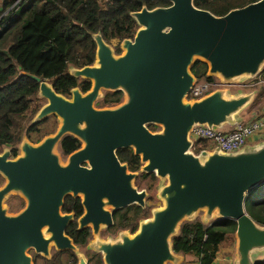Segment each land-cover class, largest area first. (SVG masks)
<instances>
[{"label": "water", "instance_id": "obj_1", "mask_svg": "<svg viewBox=\"0 0 264 264\" xmlns=\"http://www.w3.org/2000/svg\"><path fill=\"white\" fill-rule=\"evenodd\" d=\"M167 1L166 6H141L129 13L137 27L131 38L119 41L121 54L112 53L99 33L91 35L92 63L68 68L69 75L89 80L84 92L72 87L66 97L45 78L21 71L37 82L36 94L45 99L32 121L54 115L58 124L35 144L22 139L17 156L0 153V264H31L30 248L44 257L51 244L56 250L74 249L63 234L71 215L60 213L68 193L81 197L79 227L90 225L94 233L111 224L110 209L143 207L145 194L132 183L134 171L115 154L125 147L138 156L140 171L166 180L159 189L162 205L140 220L134 232L99 243L95 250L103 264H175L180 256L170 239L180 220L199 209L206 217L235 222L234 264H253L254 256L264 253V226L243 208L246 192L264 181V140L233 152L215 148L193 153L188 139L193 125L233 124V114L250 94L229 96L215 89L185 99L195 81L189 69L195 60L206 64L207 75L222 81L258 72L264 62V0L222 15L197 8L192 0ZM101 91H120L125 98L96 107ZM148 124L160 129L150 131ZM65 134L82 146L67 154L63 164L56 146ZM10 192L24 199L14 214L3 207Z\"/></svg>", "mask_w": 264, "mask_h": 264}, {"label": "trees", "instance_id": "obj_2", "mask_svg": "<svg viewBox=\"0 0 264 264\" xmlns=\"http://www.w3.org/2000/svg\"><path fill=\"white\" fill-rule=\"evenodd\" d=\"M99 1L0 0V148L7 146L11 156L16 154V145L21 137L33 142L37 140L31 138V133H35L38 122L28 120L22 127L20 124L25 119L32 97L36 96L37 82L21 74V71L45 78L55 92L64 96L69 94L72 87L84 92L89 88V80L69 75L68 68L92 63L95 43L91 35L99 33L107 43L117 41V53L118 42L131 38L137 27L130 12L139 10L141 6L151 9L169 4L167 0ZM252 1L255 0H192V3L197 8L222 15L230 8ZM189 69L196 81L212 79L206 74L203 61L195 60ZM121 96L120 91H103L95 105L116 104ZM35 112L32 110V113ZM204 145L203 141H197L193 151L196 153ZM76 147L77 140L70 135L63 136L58 143L62 154ZM115 153L129 171L138 170L139 158L131 148H119ZM145 176L154 179L151 173H138V177ZM70 201L69 197L65 198L62 209L79 214L78 199ZM243 208L253 221L264 226V181L246 192ZM147 215V209L136 204L115 210L111 230L126 229L132 232L137 222ZM234 230L235 222L229 218H214L205 223L200 220L184 221L170 239L171 249L183 256L191 254L198 264H211L226 235H232ZM66 232L75 243H83L87 237L86 230L76 232L72 224ZM66 253L72 256L70 251ZM37 257L38 264H67L60 261L58 255H52L49 260ZM90 259H93L92 264H101L99 253L91 254ZM253 264H264V257L254 258Z\"/></svg>", "mask_w": 264, "mask_h": 264}, {"label": "rangeland", "instance_id": "obj_3", "mask_svg": "<svg viewBox=\"0 0 264 264\" xmlns=\"http://www.w3.org/2000/svg\"><path fill=\"white\" fill-rule=\"evenodd\" d=\"M100 2H101V0L99 1V3ZM116 43H117V41L112 40L109 43H107V45L112 50V53H114L115 55L121 54L123 52V49L120 47V42H118V51L119 52H117V53L115 52L117 50L115 47ZM195 82H199V81H196V79H195ZM230 83H231V85L229 87L225 88V95L233 96L236 94H250L248 102L245 105H243L237 112H235L233 114L235 120L236 121H245V120H248L251 118H257L258 116L264 117V62L260 65L259 70L256 74H254L252 76H246V75L240 76V77L230 81ZM102 93H103V91L100 92V96L102 95ZM124 98H125V96L122 93L120 102H122L124 100ZM44 103H45V99L40 97L38 94H36V96L34 98L32 97L30 106H29V108L25 114V119L23 121H21V123H20L21 127H22V125H24V123H26V121L33 120L36 112ZM32 110H37V111L33 114ZM54 121H56V122H54ZM57 124H58L57 117H55L54 120H48L46 122L45 121L44 122H42V121L38 122L37 129L41 133L40 134L31 133V138H33V139L36 138L37 140H39L43 136L42 135L43 132L48 131V132H46L45 135L52 133L55 130ZM148 129L150 131H157L160 129V127L158 125H155V124H148ZM24 138L27 142L35 144V143H33V141L28 140L24 136L21 137L20 142ZM20 142H18V144L16 145V147H17L16 156L20 154V149H19ZM202 148H204V146ZM3 150L9 151V148L7 146L1 147L0 153ZM56 153L58 154L59 162L64 164L66 162V156L61 155L58 148H56ZM9 157L12 158L10 155H9ZM141 166H142V163L140 162V166H139L138 170L134 171L135 176L132 180V183L136 189L144 191V194H145L144 195V204H145L146 209L148 211L147 217H150L151 212L154 209H156L157 207H160L162 205V199L159 196V189L161 186H163L165 184L166 180L160 179L159 177H157L153 173H151L154 176L153 180L148 179V176L138 177V173L142 172V171H140ZM147 174H149V173H147ZM0 181L2 183L4 182V179L1 176H0ZM12 195L17 196L20 199V203H19V201H16L12 198L10 199L9 196H12ZM22 202L24 205V199L17 192H10L3 200V207L8 214H14L22 208V207L18 208V205L21 206ZM214 218H215L214 215H211L210 217H206L204 209H199L194 214H192L191 216L183 217L177 225L176 232L178 230L180 223H182L184 221L200 220V221L205 223V222L210 221ZM121 233H129V232L122 230L119 233L112 235L111 237H106L108 235H106L103 232V228H100V230L98 232L92 233L91 238L87 244L88 250H95V247L99 243L114 242V241L119 240ZM233 245H234V236H233V234L232 235L228 234V235H226L225 239L222 241L219 251L222 253L227 252V255H228V251H231V253H232ZM83 249H84V247L74 248V252L76 253L77 258L84 257L83 256L84 255ZM31 251H32V249L28 250L29 255H31ZM176 255L180 256V261L176 262L175 264H183L184 260H187V262L190 264H192L195 261V258L193 256H191V254H187L185 256L182 255V257L180 254L175 253V256ZM227 255L225 254L224 256H227ZM48 256H49V252H48V255L46 257H48ZM257 256H259V258H262L263 254H260ZM102 264H103V262H102ZM169 264H170V262H169Z\"/></svg>", "mask_w": 264, "mask_h": 264}, {"label": "built area", "instance_id": "obj_4", "mask_svg": "<svg viewBox=\"0 0 264 264\" xmlns=\"http://www.w3.org/2000/svg\"><path fill=\"white\" fill-rule=\"evenodd\" d=\"M211 77L212 79L208 81H194L186 93L185 99L196 100L215 89L225 90L231 85L230 81H222L218 76L212 75ZM263 130L264 117L260 116L245 121H235L233 124H224L220 127L196 124L188 131V139L192 142L189 150L195 153L194 145L201 140L205 145L200 150L210 151L216 148L222 152H233L241 149L250 137L263 132Z\"/></svg>", "mask_w": 264, "mask_h": 264}, {"label": "flooded vegetation", "instance_id": "obj_5", "mask_svg": "<svg viewBox=\"0 0 264 264\" xmlns=\"http://www.w3.org/2000/svg\"><path fill=\"white\" fill-rule=\"evenodd\" d=\"M116 52V51H115ZM66 97H69V94L68 95H66ZM94 106H96L95 105V103H94ZM107 106H110V105H107ZM97 107V106H96ZM34 114V113H33ZM53 117V118H52ZM55 117L56 116H54V115H48L47 117H45V118H43V119H41V120H39V121H36V122H40V121H42V122H46V121H48V120H54L55 119ZM52 118V119H51ZM31 123H33V121L31 120L30 121ZM54 122H56V121H54ZM147 128H148V125H147ZM35 133H38V134H40L41 132L40 131H38V129H36V131H34ZM43 136H45V132H43V134H42ZM65 135H70V136H72V137H74L73 135H71V134H65ZM65 135H63V136H65ZM42 136V137H43ZM62 136V137H63ZM41 137V138H42ZM61 137V138H62ZM40 138V139H41ZM60 138V139H61ZM76 140H77V147L74 149V150H76V149H78L80 146H82V142L80 141V140H78L76 137H74ZM39 139V140H40ZM59 139V140H60ZM39 140H36V141H34L33 143H36V142H38ZM20 142V141H19ZM58 143H59V141H58ZM18 144V143H17ZM56 148H58V144H57V146H56ZM125 148H127V147H125ZM59 150V149H58ZM74 150H72V151H74ZM72 151H70V152H72ZM60 152V151H59ZM69 152V153H70ZM116 152V151H115ZM69 153H67V154H69ZM16 154H17V152H16ZM15 154V155H16ZM61 155H63V156H67V154H62V153H60ZM116 154V153H115ZM10 155V154H9ZM15 155H13V156H11V157H14ZM117 157V156H116ZM120 162V161H119ZM140 163V162H139ZM84 164V163H83ZM140 166V165H139ZM3 183L0 181V186L2 185ZM67 197H69V201L71 200V199H73V198H76V199H78V203H79V206H80V212H79V214H77V215H75L74 214V212L72 211V210H69V211H65V210H63L62 209V205H63V201H64V199L65 198H67ZM9 198L11 199H14V200H16V201H19L20 202V199L17 197V196H14V195H12V196H9ZM71 202V201H70ZM130 205V204H129ZM23 206V202H22V204H21V206L20 205H18V208H21ZM128 206V205H127ZM125 206H123V207H121V208H117V209H110L111 211H110V216H111V224H109V225H106V226H101V227H99L98 228V230L96 231V232H98L99 230H100V228H103V232L106 234V235H108V236H106V237H111L112 235H114V234H117L119 231H122V230H124V231H127V232H129V233H132V232H134L135 230H136V228H137V225H138V223H139V221L140 220H142V219H144V218H146L147 216H145V217H143V218H141L138 222H137V225H136V228H135V230L134 231H132V232H130V231H128V230H126V229H121V230H116V231H112L111 230V226H112V224H113V218H112V215H113V212L115 211V210H118V209H122V208H124ZM146 208V206H145V204H144V206L142 207V208ZM60 213H62V214H70L71 215V217H70V219L67 221V223H66V225L64 226V228H63V234L66 236V237H68L69 239H70V241H71V243H72V245H73V247L74 248H82V247H84V252H83V256L84 257H81L83 260H84V264H92V262H93V259H90V256H91V254H94V253H99V255H100V258H101V254H100V252H98V251H96V250H88V247H87V244H88V241L90 240V238H91V235H92V233H94L93 232V230H92V227L90 226V225H84V226H81V227H79V225H78V222H77V219H78V217L83 213V207H82V204H81V197H80V195H76V196H72L71 194H66V195H64V197H63V199H62V204H61V206H60ZM73 225V230L74 231H76V232H78V231H82V230H86V232H87V237H86V239L84 240V242L83 243H75L73 240H72V237L70 236V235H68L67 234V232H66V229H67V227L69 226V225ZM31 249V248H30ZM28 250L29 249H27L26 250V254L27 255H29L28 254ZM52 250V251H51ZM63 252V253H60V252ZM66 251H70L71 252V254H72V256H68L67 255V253H66ZM48 252H49V256L48 257H44V256H42L41 254H38V253H35L34 251H33V249H32V251H31V255H29V257H30V261H31V264H38V261H39V258L37 257V256H39V257H43V258H45V259H47V260H49L51 257H52V255L54 256V255H58V259L60 260V261H62V262H65V263H67V264H77L78 263V260H79V258H77V256H76V253L74 252V249H63V250H56L55 248H54V246L51 244L49 247H48ZM34 260H36V262H34ZM40 263H41V261H40ZM101 264H102V258H101Z\"/></svg>", "mask_w": 264, "mask_h": 264}, {"label": "crops", "instance_id": "obj_6", "mask_svg": "<svg viewBox=\"0 0 264 264\" xmlns=\"http://www.w3.org/2000/svg\"><path fill=\"white\" fill-rule=\"evenodd\" d=\"M263 140H264V130H263V132H259L257 135L250 137L245 146H252V145L257 144L258 142L263 141ZM219 250H220V247H219ZM219 250L216 253L211 264H234V260H235L234 245H233L232 253H231V251H228V255H227V252L222 253ZM225 254L227 256H224ZM260 254H263V256H262V258H263L264 253H260ZM260 254H257V255H260ZM257 255H255L254 258H259V256H257ZM181 257H182V255H181ZM183 264H190V263H188L187 260H184ZM192 264H198V263L195 260Z\"/></svg>", "mask_w": 264, "mask_h": 264}]
</instances>
